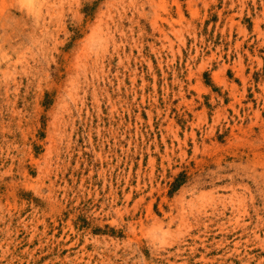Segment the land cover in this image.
<instances>
[{"label": "rangeland", "instance_id": "obj_1", "mask_svg": "<svg viewBox=\"0 0 264 264\" xmlns=\"http://www.w3.org/2000/svg\"><path fill=\"white\" fill-rule=\"evenodd\" d=\"M0 264H264V0H0Z\"/></svg>", "mask_w": 264, "mask_h": 264}, {"label": "trees", "instance_id": "obj_2", "mask_svg": "<svg viewBox=\"0 0 264 264\" xmlns=\"http://www.w3.org/2000/svg\"><path fill=\"white\" fill-rule=\"evenodd\" d=\"M182 184V181L180 179H176L175 183L173 184V191L177 190Z\"/></svg>", "mask_w": 264, "mask_h": 264}]
</instances>
